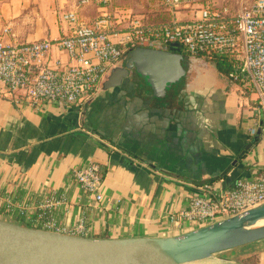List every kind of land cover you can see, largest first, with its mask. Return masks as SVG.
<instances>
[{"label":"crops","instance_id":"0c3cea01","mask_svg":"<svg viewBox=\"0 0 264 264\" xmlns=\"http://www.w3.org/2000/svg\"><path fill=\"white\" fill-rule=\"evenodd\" d=\"M242 1L248 0L219 3L237 10ZM113 2L112 13L121 19L127 12L155 22L174 17L159 0ZM75 3L0 0V38L57 40L69 30L58 13L74 10ZM100 11L91 1L79 14L91 22ZM176 17L188 19L190 12ZM53 55L65 59L57 49ZM185 55V76L159 96L134 68L120 85L105 87L113 69L125 66L123 59L89 101L66 109L18 107L0 82V198L14 205L38 204L49 193L66 199L45 218L38 208L22 216L2 202L0 219L39 229L47 217L64 227L84 216L92 238L177 236L190 229L171 226L168 217L188 206L196 186L216 182L229 189L264 171V118L255 94L213 63ZM88 162L103 169L105 201L95 208L73 179V170ZM216 261L264 264V240L192 264Z\"/></svg>","mask_w":264,"mask_h":264},{"label":"built area","instance_id":"2783aa9c","mask_svg":"<svg viewBox=\"0 0 264 264\" xmlns=\"http://www.w3.org/2000/svg\"><path fill=\"white\" fill-rule=\"evenodd\" d=\"M96 2L100 14L85 21L79 10ZM113 0H76L74 10L61 11L58 20L69 30L57 40L7 42L0 38V82L18 107L43 110L53 105L59 109L89 101L99 89L109 69L126 53L137 48H168L178 45L192 56L221 55L232 60L228 77L241 82L256 96V110L264 118V0L242 1L237 10L219 0H159L158 4L174 17L155 22L127 12L118 18ZM181 11L190 18L178 19ZM10 33L5 29L4 34ZM59 50L65 59L55 57ZM252 134L256 129L251 130ZM73 179L92 207L105 201L103 169L88 162L73 170ZM65 198L49 193L38 204H11L0 198L8 208L28 215L39 209L43 218L62 204ZM264 203V171L252 178L237 179L229 189H218L216 182H204L189 196L188 206L169 215L171 226L187 224L190 230L204 227L231 216L247 212ZM45 218V217H44ZM65 235L89 237L85 217L71 226H59L48 217L43 228Z\"/></svg>","mask_w":264,"mask_h":264},{"label":"water","instance_id":"95a60500","mask_svg":"<svg viewBox=\"0 0 264 264\" xmlns=\"http://www.w3.org/2000/svg\"><path fill=\"white\" fill-rule=\"evenodd\" d=\"M181 48L137 47L127 54L105 87L118 86L133 68L154 96L178 86L185 76ZM264 203L177 236L92 238L31 228L0 219V264H192L264 240ZM227 260V259H225Z\"/></svg>","mask_w":264,"mask_h":264},{"label":"trees","instance_id":"16d2710c","mask_svg":"<svg viewBox=\"0 0 264 264\" xmlns=\"http://www.w3.org/2000/svg\"><path fill=\"white\" fill-rule=\"evenodd\" d=\"M198 57H201V58L213 63L221 75L227 76L229 74L230 69H232V60L228 56H221V55L204 56V55H200Z\"/></svg>","mask_w":264,"mask_h":264},{"label":"bare ground","instance_id":"6f19581e","mask_svg":"<svg viewBox=\"0 0 264 264\" xmlns=\"http://www.w3.org/2000/svg\"><path fill=\"white\" fill-rule=\"evenodd\" d=\"M261 225H264V217H262V218L256 223L255 226H261ZM213 264H227V263H223V262L216 261V262H213Z\"/></svg>","mask_w":264,"mask_h":264},{"label":"flooded vegetation","instance_id":"af4514ba","mask_svg":"<svg viewBox=\"0 0 264 264\" xmlns=\"http://www.w3.org/2000/svg\"><path fill=\"white\" fill-rule=\"evenodd\" d=\"M126 57H127V53L124 55V57L122 58L124 61H126ZM131 71V70H130Z\"/></svg>","mask_w":264,"mask_h":264},{"label":"rangeland","instance_id":"374dc122","mask_svg":"<svg viewBox=\"0 0 264 264\" xmlns=\"http://www.w3.org/2000/svg\"><path fill=\"white\" fill-rule=\"evenodd\" d=\"M248 1H251V0H248Z\"/></svg>","mask_w":264,"mask_h":264}]
</instances>
